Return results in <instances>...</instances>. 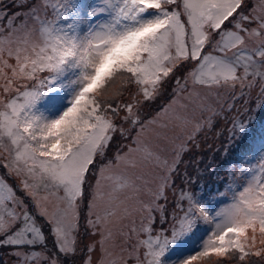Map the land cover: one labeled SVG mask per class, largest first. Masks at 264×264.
<instances>
[{"label": "snow or ice", "instance_id": "1", "mask_svg": "<svg viewBox=\"0 0 264 264\" xmlns=\"http://www.w3.org/2000/svg\"><path fill=\"white\" fill-rule=\"evenodd\" d=\"M0 13V264H264V0ZM220 121L246 147L213 191Z\"/></svg>", "mask_w": 264, "mask_h": 264}, {"label": "rangeland", "instance_id": "2", "mask_svg": "<svg viewBox=\"0 0 264 264\" xmlns=\"http://www.w3.org/2000/svg\"><path fill=\"white\" fill-rule=\"evenodd\" d=\"M91 2V0H89ZM6 3L10 6V0H6ZM15 11V9H12ZM3 13H0L2 15ZM164 101L161 100L158 105H149L145 107L144 114L145 115H154L155 111L160 105H163ZM246 118V117H245ZM260 121H264V116L259 117ZM230 122L220 121L217 123L216 128L212 132V134L208 137L200 138V150L196 152L194 155L202 158V163L200 164V169L202 171V175L197 177V170L195 167H191L189 169L190 173L194 178H197V182L200 184H206L213 191L216 189H223L226 187L224 184L225 180H229L227 173L231 170L230 165L233 163H237L240 161L241 153L246 147V142L244 144H240L237 147L236 144H231L230 137ZM144 138L149 141L154 140V133L152 130H149L145 133ZM212 169H215V173H213ZM4 170L0 168V174H3ZM219 176L221 179H217ZM15 183V181H10ZM243 179L236 180V183L239 185L243 184ZM227 199L225 198L222 203H227ZM221 205H217L219 207ZM161 225L157 223V228ZM167 227V225H163ZM211 226H202L197 233L200 239H203L209 232ZM198 264H207L206 261H199Z\"/></svg>", "mask_w": 264, "mask_h": 264}]
</instances>
